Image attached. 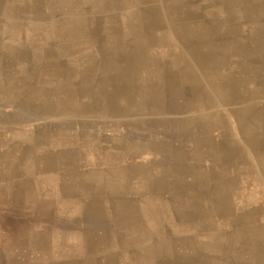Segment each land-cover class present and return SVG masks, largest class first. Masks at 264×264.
<instances>
[{"label":"crops","instance_id":"obj_1","mask_svg":"<svg viewBox=\"0 0 264 264\" xmlns=\"http://www.w3.org/2000/svg\"><path fill=\"white\" fill-rule=\"evenodd\" d=\"M264 264V0H0V264Z\"/></svg>","mask_w":264,"mask_h":264},{"label":"rangeland","instance_id":"obj_2","mask_svg":"<svg viewBox=\"0 0 264 264\" xmlns=\"http://www.w3.org/2000/svg\"><path fill=\"white\" fill-rule=\"evenodd\" d=\"M208 262H213V263H217V264L219 263V262H217V261H215V260H207V263H208Z\"/></svg>","mask_w":264,"mask_h":264}]
</instances>
